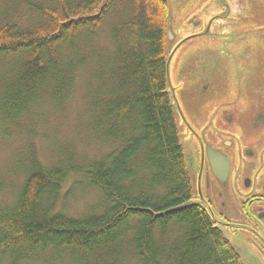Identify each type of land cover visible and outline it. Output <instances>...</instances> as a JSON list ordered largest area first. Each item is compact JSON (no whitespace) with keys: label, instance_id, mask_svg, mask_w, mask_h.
I'll return each instance as SVG.
<instances>
[{"label":"trees","instance_id":"trees-1","mask_svg":"<svg viewBox=\"0 0 264 264\" xmlns=\"http://www.w3.org/2000/svg\"><path fill=\"white\" fill-rule=\"evenodd\" d=\"M169 2L10 0L0 12V137L41 94L66 100L86 68L93 125L113 146L78 170L99 193L81 216L59 208L69 162L32 160L17 187L0 183L16 197L0 206V264H120L127 251L135 264H244L204 206L182 208L195 200L167 92Z\"/></svg>","mask_w":264,"mask_h":264},{"label":"flooded vegetation","instance_id":"flooded-vegetation-1","mask_svg":"<svg viewBox=\"0 0 264 264\" xmlns=\"http://www.w3.org/2000/svg\"><path fill=\"white\" fill-rule=\"evenodd\" d=\"M212 1L207 21L190 19L203 31L169 56L167 92L180 140L196 155L193 200L264 264V0Z\"/></svg>","mask_w":264,"mask_h":264},{"label":"rangeland","instance_id":"rangeland-1","mask_svg":"<svg viewBox=\"0 0 264 264\" xmlns=\"http://www.w3.org/2000/svg\"><path fill=\"white\" fill-rule=\"evenodd\" d=\"M9 1L0 0V12L12 6L6 5ZM211 12H215L212 0H171L169 2V56L173 50L176 51L175 48L181 40L191 34L203 31L204 27L196 28L193 21L202 20L200 17H208L205 18L204 23L212 15ZM116 18L117 15H115ZM107 34L99 38L97 42L106 44ZM103 57L105 56L103 55ZM176 58H178L177 54L174 61ZM193 63L194 61L192 66ZM189 71L190 69L185 66V70L179 74V78L184 77L185 72ZM174 77L175 71H172V82L175 83ZM88 78V69H78L74 90L66 100L57 103L50 93L41 94L38 103L34 104L20 121H17L15 126L10 129L9 135L0 137V179L2 180L0 183L5 188L9 184H12L13 187L20 184L24 177L23 170L26 168L27 162L32 160L48 168L59 163L69 162L73 168L77 169L70 174L59 201V208L74 217L83 215L99 201V193L84 182L82 174L78 171L79 168L113 149V146L105 141L102 129L93 125L94 121L89 113L90 104L86 101V97L88 91L92 92L95 83L89 82ZM6 84L7 82H0V86ZM6 128L0 126V132H4ZM183 144L189 165L192 167L190 169L192 174L197 165L195 151L191 142H183ZM15 199L14 191L2 193L0 194V206L12 205ZM224 232L232 245L242 251V258L245 257L246 260L250 258L254 262L253 264H261L256 252L241 236L233 238L227 231L224 230ZM130 254V251H127L120 264H135V259ZM60 260L53 263L51 260L41 259L29 264H72L69 257Z\"/></svg>","mask_w":264,"mask_h":264},{"label":"water","instance_id":"water-1","mask_svg":"<svg viewBox=\"0 0 264 264\" xmlns=\"http://www.w3.org/2000/svg\"><path fill=\"white\" fill-rule=\"evenodd\" d=\"M169 1H171V0H169ZM169 69H170V61L168 62V77H170L169 76ZM185 155H186V161H187V164H188V168H189V171H190V169L192 168V167H190V165H189V161H188V156H187V153H185ZM191 162V161H190ZM191 173V172H190ZM198 203H203V202H200V201H191V202H189V203H187V204H185V205H183L182 206V208H185V207H192V206H195V205H197ZM204 204H205V206L206 207H208L207 205H206V203L204 202ZM210 212V211H209ZM211 214H212V212H211ZM235 248V247H234ZM236 249V251H237V253L241 256V258H242V251L240 250V249H238V248H235ZM239 250V251H238ZM243 258H244V260H243ZM242 258V260H243V263L244 264H253L254 262L253 261H251L250 260V258H248L247 260H246V258L245 257H243Z\"/></svg>","mask_w":264,"mask_h":264}]
</instances>
